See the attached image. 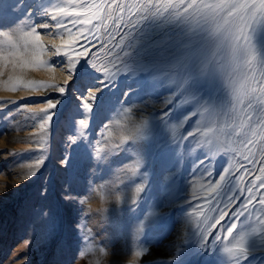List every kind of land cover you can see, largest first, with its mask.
<instances>
[{
	"label": "snow or ice",
	"instance_id": "obj_1",
	"mask_svg": "<svg viewBox=\"0 0 264 264\" xmlns=\"http://www.w3.org/2000/svg\"><path fill=\"white\" fill-rule=\"evenodd\" d=\"M3 4L4 0H0ZM68 4L72 5L71 11L61 7L60 0H33L23 13L0 8V37L4 38L0 57L13 68L25 67V54L30 51L31 60L41 64L45 61L39 59L38 53L49 50V67H59L67 57L66 70L71 75L63 81L64 86L44 85L58 91L59 96L47 99L46 106L39 108L45 116L41 129L52 119L49 110L71 103L70 81H78L77 95L83 97L95 85L97 73H105L103 87L90 93L83 104L86 111L81 110L78 101L72 106L75 113L84 117L79 119V140H72V148L92 165L91 183L111 178L108 194L102 199L114 200L118 210L124 206V210L134 214L135 233L139 234L135 239L146 237L143 252L134 255L148 253L153 243L147 239L149 232L158 229L163 239L171 230L170 216L153 210L147 214L140 211L151 188L148 165L159 154L175 159L174 170L161 185L160 195L186 217H204L197 224L198 231L190 233L194 240L186 239L185 244L195 242L198 249L205 251L211 246L215 252L218 241L233 237L235 244L223 251L234 257L236 264L247 261L258 246L264 248V236L258 239L255 229L240 232L238 228V222L244 223L242 218L256 210L254 202L264 206V0H68ZM37 17L44 22H37ZM40 30L52 38L68 39L63 45H44ZM101 52L108 58L110 68L94 62ZM121 78L127 88L117 93ZM105 89L109 90L107 96L102 94ZM162 96V107L148 103ZM125 105L132 107L118 112ZM133 108L146 115L140 123L132 122L118 143L105 142L103 132L101 140L93 143V121L98 120L106 128L104 121L113 113L127 116ZM192 118H197L194 130L178 135V130L184 129ZM70 123L75 127L74 120ZM196 136L200 137L196 148L207 151L194 163L196 171L192 175L199 172L207 183L200 186L202 197L193 195L189 199L187 185L192 181H184L186 191L179 187L183 159L180 149ZM72 148L64 160L65 168L71 162ZM220 154L227 157L228 163L213 182L207 179L213 170L205 165ZM257 155L262 158L257 160ZM235 157L242 158L247 166L236 167ZM257 163L262 175L247 185L239 183L253 175ZM99 187L104 188L105 184ZM46 192L47 189L42 194ZM241 197L243 200L233 209ZM64 199L83 204L71 193ZM158 207L155 201L149 204L150 209ZM80 211L83 215V209ZM223 229L227 235L214 233Z\"/></svg>",
	"mask_w": 264,
	"mask_h": 264
},
{
	"label": "rangeland",
	"instance_id": "obj_2",
	"mask_svg": "<svg viewBox=\"0 0 264 264\" xmlns=\"http://www.w3.org/2000/svg\"><path fill=\"white\" fill-rule=\"evenodd\" d=\"M32 2L33 0H19V2L4 0L0 8L10 12L19 9L23 13L29 9ZM60 5L71 11L72 5L68 4V0H60ZM37 18L44 22L41 18ZM40 32L44 45L53 42L63 45L64 41H56L45 35V30ZM73 35L76 38L75 33ZM3 41L4 38L0 37V42ZM2 46L0 44V47ZM20 51L23 52V49L21 48ZM31 56V51L25 54L28 63L23 68H13L8 60L0 57V72L3 73L0 75V104L6 105L0 107V264H236L234 257L228 260L223 256L220 257L221 251L227 247L229 241H235L233 237H229L226 242L223 239L218 241L215 252L212 251L211 246L205 251L198 249L195 242L185 244L186 239L194 240V237H190V233L198 231L197 224L204 217H197L194 214L186 217L184 212L174 210L160 195L161 185L174 170L175 159L159 154L149 162L151 188L147 203L140 211L147 214L149 210H153L160 215L170 216L171 230L163 239L160 238L158 229L149 232L147 239H151L153 243L148 253L140 257L134 255L137 251L143 252L146 239L144 236H140L138 241L135 239L139 234L135 233L134 214L124 210V206H120L118 210L114 200L106 202L102 199L108 194L110 188L108 181L111 178L96 179L95 183H91L92 165L79 158L76 149L72 148V140L74 138L79 140V119L84 118L75 113L72 106L78 101L81 110L86 111L83 109V104L88 101L87 92L91 88H97L98 80L95 81L94 88L90 87L84 92L83 97L77 95L78 81H70L68 100L71 103L66 102L57 110H49L52 112V119L41 129L40 124L45 116L39 112V108L46 106L47 99L55 100L59 96L58 91L45 88L44 85L56 84L63 87V81L69 79L71 74L66 70L69 67L65 64L67 57L63 58L65 62L59 67L55 65L49 67L48 62L52 59L49 50H41L38 53L39 59L45 63L37 64L31 60ZM94 62L101 67H111L103 52L99 54V58L94 57ZM126 85L121 84L118 93L126 90ZM108 92L109 90L105 89L102 94L107 96ZM73 96H76V99H73ZM162 100L163 96L159 102L155 100V103H151L156 108H160L163 106ZM119 116L121 123L127 121L126 116ZM102 118L101 116L100 119ZM196 119H190L184 129L178 130V135L180 133L186 135L187 131H193ZM71 120H74L75 127L70 123ZM104 123L108 127L100 126L98 120L92 123L91 134L94 144L95 141L101 140V132L105 142H109L106 136L111 123L113 124L112 116ZM130 126L131 124H124L122 131L127 134L126 128ZM199 140V136H196L195 140L189 138L180 149L183 159L180 165L182 177L179 187L182 192L186 191L184 181H192L187 185L189 199L193 195L202 197L200 186L207 183V180L200 177L199 172L196 173V177L192 175L196 171L193 167L194 163L202 159L207 151L204 148H196V141ZM40 145L43 147L41 148ZM69 148H72V159L65 168L64 160L69 155ZM174 151L175 149H172L173 153ZM261 158V155H257V160ZM226 159V156L220 154L205 165L213 170V175L207 179L214 182L219 178V173L227 166L228 159ZM234 159L236 167L240 164L247 166L242 158ZM38 160L41 161L39 165L36 163ZM259 168L260 164L257 163L253 175L239 183L247 185L257 175H262ZM90 183L91 190H89ZM100 184H105V187L100 188ZM45 189H47L46 194H42ZM261 192H264V189H261ZM68 193L79 197L83 200V204L65 200L64 197ZM244 195L247 193L245 192ZM242 200L243 197L237 201L233 209ZM153 201L160 207L150 209L149 204ZM254 207L256 210L251 216L242 218L244 223L238 222V228L240 232L255 229L259 239L264 236V223H261L264 220V206L254 203ZM105 208L109 209L107 213L104 211ZM186 211L188 210L185 209ZM45 213L48 215L45 216ZM77 225L80 227L77 228ZM176 230L179 231L178 237L175 235ZM214 233L227 235L226 229L219 232L214 230ZM166 240L178 244L167 246ZM101 248H104V253H101ZM252 252L249 259L241 261L240 264H259V262L264 264V248L257 247Z\"/></svg>",
	"mask_w": 264,
	"mask_h": 264
},
{
	"label": "bare ground",
	"instance_id": "obj_3",
	"mask_svg": "<svg viewBox=\"0 0 264 264\" xmlns=\"http://www.w3.org/2000/svg\"><path fill=\"white\" fill-rule=\"evenodd\" d=\"M30 1V0H29ZM61 6V5H60ZM63 6V5H62ZM68 6V5H67ZM29 8V7H28ZM69 8V7H68ZM10 9V8H9ZM36 20H38L40 23H42V21L41 20H39L38 18L36 19ZM41 37H43V36H41ZM44 37H45V35H44ZM72 38H75L74 37V35L72 36ZM54 39H56V41H65L66 39H68V37H60V36H57V37H55ZM47 40H48V38H47ZM43 41V40H42ZM64 43V42H63ZM45 45H46V43H45ZM59 45H61V44H59ZM61 50L63 51L64 49L63 48H61ZM66 61H67V59H66ZM66 65H68L67 64V62L65 63ZM69 66V65H68ZM110 68V67H109ZM34 71V70H33ZM63 76V75H62ZM97 76H98V86H97V88L98 87H103V84L101 83L102 81H104L105 79H106V74L105 73H103V72H101V73H97ZM64 77V76H63ZM121 84H125L126 85V83L123 81V79L121 78V82H120V85ZM120 85H119V88H120ZM94 88V87H93ZM97 88H94V89H92L91 88V90H89L88 92H87V94L89 95L90 93H92V92H95L96 91V89ZM119 88L117 89V93H118V91H119ZM126 88H127V85H126ZM108 94H109V92H108ZM162 98V97H161ZM163 99H164V97H163ZM158 102H159V100H157ZM155 103L156 101L155 100H148V103H150V104H152V103ZM159 104H161V101H160V103ZM156 105H157V103H156ZM123 107H132L131 105H125V106H122V107H120L119 109H118V112H123ZM145 115H146V113H143V112H141V111H138V110H136V108H133V111L130 113V114H128L126 117H127V123L128 124H131L132 122H134V123H140L141 121H142V119H144V117H145ZM112 121H113V124L111 123V126H110V128L108 129V134H107V139L109 140V142L110 143H118L119 142V139H120V136H122V135H125V133L122 131V128H123V125L124 124H127L126 122L124 123H121V118H120V116L117 114V113H113L112 115ZM109 136H110V139H109ZM225 156V155H224ZM227 160V159H226ZM221 169V168H220ZM218 175V174H217ZM198 176V175H197ZM196 177V176H195ZM197 180V179H196ZM196 180H195V182H196ZM206 180V179H205ZM204 180V181H205ZM198 183H199V180H198ZM259 184V183H258ZM255 203V202H254ZM261 209H263V207L261 208ZM259 210V209H258ZM260 211V210H259ZM258 211V212H259ZM262 212H263V210H262ZM264 213V212H263ZM261 215H262V213H261ZM260 215V216H261ZM251 216V215H250ZM255 216V215H254ZM253 216V217H254ZM258 218V217H257ZM244 219H246V218H244ZM246 229H247V227H246ZM250 229V228H249ZM251 230V229H250ZM240 231V230H239ZM178 230H176V233H175V235L177 236V235H179L178 234ZM178 237V236H177ZM233 240V239H232ZM228 241V240H227ZM224 242H226V241H224ZM235 242L236 241H229V244H227V247H231V246H233L234 244H235ZM178 244V242H174V241H168L167 242V240L165 241V245H172V244ZM180 243V242H179ZM259 247V246H258ZM221 248V247H220ZM260 249V248H259ZM260 251V250H259ZM220 253V252H219ZM253 253V252H252ZM256 253H257V251H256ZM259 255V254H258ZM160 257L162 256V255H159ZM224 257V259H229V258H232L233 259V257L232 256H230L228 253H225L223 250L221 251V255H220V257ZM256 256H257V254H256ZM255 258V257H254ZM261 261H263V260H261ZM221 262V261H220ZM229 263H231V262H229ZM258 263V262H257ZM248 264V263H247ZM259 264H260V262H259Z\"/></svg>",
	"mask_w": 264,
	"mask_h": 264
}]
</instances>
